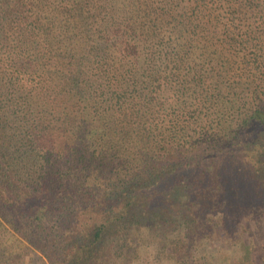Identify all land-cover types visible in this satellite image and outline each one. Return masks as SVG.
<instances>
[{"label": "trees", "instance_id": "16d2710c", "mask_svg": "<svg viewBox=\"0 0 264 264\" xmlns=\"http://www.w3.org/2000/svg\"><path fill=\"white\" fill-rule=\"evenodd\" d=\"M256 217L264 0H0V264H251Z\"/></svg>", "mask_w": 264, "mask_h": 264}, {"label": "rangeland", "instance_id": "374dc122", "mask_svg": "<svg viewBox=\"0 0 264 264\" xmlns=\"http://www.w3.org/2000/svg\"><path fill=\"white\" fill-rule=\"evenodd\" d=\"M258 217V216H257ZM255 219L254 223H250L252 224V227L254 229H257L258 232L256 234H253V236H256L257 242L255 243V248L253 249V251L250 254V258L252 263L251 264H264V219L263 218H257ZM245 242H247L249 240V238L247 237L246 234H242ZM138 239L143 242L144 244L147 242V236L144 232H141V234H139ZM250 241V240H249ZM212 252V260L216 261L217 258H221L222 256V252L221 250H219L218 248H209ZM210 252V253H211ZM241 254V250L239 249V251H235L229 254V262H233L236 261V259L239 257V255ZM171 254H163L162 259L166 260V264H172V256L170 257ZM247 263V262H246ZM245 263V264H246ZM226 264V262H225ZM241 264V263H239ZM250 264V263H249Z\"/></svg>", "mask_w": 264, "mask_h": 264}]
</instances>
